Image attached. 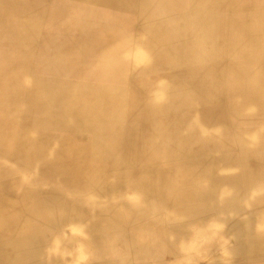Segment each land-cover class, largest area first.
I'll return each instance as SVG.
<instances>
[{"label":"rangeland","instance_id":"1","mask_svg":"<svg viewBox=\"0 0 264 264\" xmlns=\"http://www.w3.org/2000/svg\"><path fill=\"white\" fill-rule=\"evenodd\" d=\"M164 3L147 7L145 11L150 13L137 11L118 22V34L132 39L126 56L115 55L116 48L125 47L115 24L104 30L102 23L88 24L85 30L66 29L63 34L53 27L55 34H48L46 8L40 24L22 30L27 31L26 39L9 38L8 28L3 27L0 70H21L24 83L32 90L34 118L23 120L21 128L31 125L45 130L48 125L51 131L68 133L73 125L97 124L105 131L98 141L113 142L99 157L113 156L118 163L126 155L129 139L146 144L150 131L168 125L182 129L199 115L198 136L222 141V145L204 156L208 165L196 154L172 169L182 167L177 175L181 185L190 184L193 173H208L209 191L185 204H175L172 196L166 195V207L158 218L154 197H143L141 190L123 181L112 187L102 178L98 191L86 192L85 181L78 175L82 169L77 173L67 164L47 163L52 151L46 146L47 137L38 153L22 158L26 163L21 169L13 161H4L8 167L0 173V264H264L260 246L264 241V0ZM31 5L27 10L35 11L38 3ZM78 5L74 8H84ZM6 10L2 2L0 11ZM102 15L115 16L110 11ZM77 35L81 38L75 39ZM50 42L68 49L67 58L75 62L70 70L37 68L39 54ZM139 45L147 52H138ZM106 56L122 59L124 71L109 78L93 67L92 62ZM151 88L167 92V104L152 111L155 114L128 103L135 91L145 93ZM115 125L120 128L117 132ZM190 157L193 159H187ZM196 162H202L204 169H197ZM67 171L70 177L65 175ZM109 172H115L117 180L128 174L118 166ZM155 188L158 195L163 194L161 185ZM102 205L107 210L94 215V207L101 209ZM126 207L136 212L127 218L115 217L113 223L109 220L107 213ZM142 234L153 239V248H134L130 235L136 238Z\"/></svg>","mask_w":264,"mask_h":264},{"label":"bare ground","instance_id":"2","mask_svg":"<svg viewBox=\"0 0 264 264\" xmlns=\"http://www.w3.org/2000/svg\"><path fill=\"white\" fill-rule=\"evenodd\" d=\"M91 1L97 2V0H85V2H86V4H85V2H81V0H12L11 1L12 3H11L10 1L5 2L4 0H0V5L3 2V5L7 6L6 11H0V37L4 35V31H2L3 27H6V28H8L9 32L11 33V35H10V33L7 31L9 38H14L16 40H20V38L26 39L27 38L26 37L27 31H22V30H25L26 29L25 27H32L33 25L40 24L42 22L41 19H42V16L44 14L43 12L46 8H48V13H47L48 16L46 15V17H45L46 19L44 22L47 25V31L49 29L48 34H55V31H51L53 27H59V28H57V32L63 34L66 32V29H73L72 32H75V31L80 32L84 29L83 27H86L88 24H94V26H97V25H101V23H102L101 27H103V28H101V29H103V30L109 24H111L110 26L115 24V32H117L118 38L125 41V47H127V49H126L125 47L123 48V47L119 46V48L115 49V51H116L115 55H117V56L118 55L119 56L128 55V53L130 52V49H128V47H129V44L132 43V39H131L130 35H127V34L124 35L122 33L118 34L119 30H118V26H116V25H118V22L123 20V18L129 14L127 12L130 11V9H129L130 6L125 5L123 3H120L119 4L120 7L115 9V13H114L115 16L105 18L102 15V13H104L105 11H110V12L113 11L110 8H108V6L106 5L108 3L105 0H99V2H101V1L104 2V4L103 5H95V4H91ZM123 2L124 3L129 2V4H131V0H124ZM35 3H38L36 10L35 11H28L26 6L31 5V4L33 5ZM161 3H164V0L142 1L139 8L136 7V10L142 12L143 14H145V12L150 13L149 11H145V10H147L146 9L147 7H148V9H151L154 6H161ZM11 4H14V6H13L14 9L10 8ZM78 4L84 5V8L81 10L75 9L74 7ZM86 7H88V8H86ZM31 8H33V7H31ZM38 28H40V27H38ZM74 29H76V30L74 31ZM137 30H139V29H137ZM84 33L85 32L83 31V34ZM83 34H81V37ZM39 36H41V33H39ZM48 36H50V35H48ZM32 37H35V33L32 35ZM81 37H79L77 35V36H75V39L76 38L80 39ZM82 38H85V36ZM140 44L142 45L141 41H140ZM141 45H139V47H138V52H139V50L143 51L142 49H140ZM145 49H146V47H145ZM67 50L68 49L62 48L61 46L56 45L54 42L48 43L46 45V48L43 49L39 54L40 56L38 57L37 68L41 71L46 70L49 72L53 71L55 68H60L61 70H64V71L70 70V68H72L71 66H74L75 62H73V61L71 62L70 59L67 58L68 57L67 56L68 55ZM143 52H147V51L144 50ZM9 54L12 55V54H15V52H9ZM2 55L6 56L7 54H2ZM86 55H89V54H86ZM117 56L115 57L116 59L112 58V57L110 58V56H106V58L92 62L93 64L92 63H88V64H92L93 67H96V69L103 71L107 77L114 78L115 75L117 74V72L124 71L123 70L124 68L120 67L121 62H119L122 59H120L118 61ZM161 74H164V73H161ZM24 79H25L24 73L21 70H16L15 68H14V70H11V69H6L4 71L0 70V173L3 172L8 167V165L7 166L5 165L4 161H13L15 163L16 167L18 169H21L22 166H24V164L26 163L22 158H27L30 153H38L39 152L38 150L41 149L40 147L45 145V143H44L45 139H47V137H49L50 140H49V138L47 139L48 141L46 143V146L52 151L50 153V160H48L47 163L53 164V165L67 164L71 171L73 169H75V171L77 173H79V171L82 169L80 171L82 176H81V174H78V175L85 181L86 192H91L92 190L98 191V189L102 185V178H104V181L106 182L107 185L112 186V187L117 186L118 185V184H116L117 182L120 183L121 181H123V183H125L127 186L133 185L131 187H133V188L135 187L136 189L141 190V194L143 195V197L148 198L149 195H152L154 197V200H153L154 207L153 208L155 210V213H157L158 218H161V216L163 215V210L166 207V201H165L166 195H171L173 198L172 202L175 204L176 203L185 204L186 202H192V201L195 202L202 195H204V193L206 194L209 191V189H210L209 187L211 184L209 183L210 175L208 173H204V172L193 173L192 176L194 178H193L192 182L188 185H181L179 183L180 175H179L178 179H177V175L181 171L180 168H182V167L179 166L178 167L179 169H177V170H176V168H175V170L172 169V167L178 165L177 162H179L180 160L183 161L184 158L187 156H193V155L198 154V155H200L199 157L201 158V157L207 156L206 154L210 150L218 149L222 145V141H218V140L214 141V140L208 138L207 136L206 137L204 136L202 139V137L198 136L199 131L201 129L200 126H197V125H201L200 124L201 118L199 115L198 116L196 115L197 118L194 117L193 121H190L187 125L182 126V129H180L177 125H174V126L168 125L165 127H158L154 131H150L149 137L146 138V141H147L146 144L145 143H136V142L129 139L126 155L118 163L115 161V158L113 156L104 157V158L99 157L98 153L101 152L102 149H104V150L110 149L113 142L108 141V140H104V142H101V140L98 141V139H99L98 135L104 134L105 131L103 130L104 127L99 126L97 124H91L90 123V124H87V126H81V127L73 125L70 128V131L68 133H58L57 131H55V132L51 131L53 128L51 126H48V125L44 126L45 130H43V128H39V129L37 128L35 130L33 128H30V127H32L31 125H29L26 129L21 128L20 124L23 122V120L25 122H27V121L29 122L30 119L34 118L33 107H34V101L35 100H34L33 93H32L30 86H28V84L24 83ZM118 92L120 93L119 89H118ZM135 92H134V94L131 95L130 100H128V103L130 105H133V106L135 105V106H139L140 108H145V110H148L149 114H151V115L154 113V112L152 113V111H154L155 109H160V107L165 106L167 104V101H168V100H164V98L166 97V93H167L165 88H158V89L151 88L148 90V92H145V93H141V92L135 93ZM132 96L134 97L133 99H131ZM71 108H73V107L70 106V109ZM151 115H149V116H151ZM48 118H49V116H46L47 120H48ZM72 123H74V121H72ZM115 126H116L115 132L119 131V129H120V128L118 129L119 125H115ZM47 128H49V130H47ZM46 130L49 132H47ZM108 135H109V133H108ZM131 136H133L134 140H136L138 138L137 136L134 135L133 132H131ZM50 141H52L54 143H51ZM52 144H55V145H52ZM114 149H115V146L110 150V153H112V155H115ZM191 158L192 157L187 158V159H191ZM204 158L206 159V157H204ZM205 159H201L200 161H202L204 163L203 160H205ZM202 162H196V163H199L198 165H196L197 169H199V170L204 169L205 166L201 164ZM207 163H208V160L204 164H207ZM211 163H212V160H211ZM226 165H228V164L226 163ZM115 166H118L122 169H127L128 174L119 175L118 179H120V180L115 179V172H113V173L111 172L112 175H109L110 174L109 170L111 168L115 169ZM163 166H167V167H163ZM136 168H141V169H138L135 171ZM149 168H152V171L147 170ZM164 168H166V169H164ZM133 169H134V171H133ZM209 173H211V171ZM70 174H71V172H69V171H67L65 173V175H67L69 177H70ZM175 174H176V177H175ZM75 175H76V173L73 174V172H72V176H74V178H75ZM182 175H184V174L182 173ZM22 177H24V176H22ZM187 177H185V178L187 179ZM29 181H30V179H29ZM12 182H14V180ZM179 184L181 185L180 187H178ZM107 185H104V186H107ZM160 185H161L163 194L158 195L156 193L155 187L158 188ZM9 189H10V187H9ZM100 191L101 190H99V192ZM110 192H113V191L110 190ZM97 194H98V192H97ZM105 194H107V193H105ZM237 194H238V192H237ZM56 195H58V194H56ZM114 195H115V191H114ZM210 195H211V193H210ZM231 198H233V197H231ZM1 202H2V199H1ZM26 202H27V200H26ZM240 202H242V201H240ZM242 207H243V205H242ZM27 208H29V207H27ZM27 208H26V210H27ZM219 208H221V206ZM24 210H25V208H24ZM101 210H107L106 205H102L101 209L98 206L94 207L93 214L99 215ZM134 210H135V208H129L128 209L127 207L123 208V209H119V210H111V212L107 213V216L109 217V220L113 223V222H115V217H122V218L131 217L136 212ZM238 210H240V209H238ZM1 211H2V209H1ZM74 211H76V210H74ZM240 213H239V216H240ZM38 214H39V212H38ZM63 215H64V213H63ZM0 216H1V214H0ZM68 217H69V215H68ZM6 218H8V217H6ZM216 218H217V215H216ZM9 220H11V219L9 218ZM237 220H239V219H237ZM240 221L242 222L241 219H240ZM252 223H250V224H252ZM48 224H50V223H48ZM69 225H72V224H69ZM31 226H28V227H31ZM19 228H20V226H19ZM62 228L63 227H61V229ZM43 231H45V230H43ZM48 232H49V230H48ZM163 232H165V231H163ZM253 232L255 233V231H253ZM44 234H46V233H44ZM165 234H166V232H165ZM51 235H52V233H51ZM128 235H129V233H128ZM129 238H131V240H132L131 244L134 246V248L136 250L143 249V247H150V248L154 247V246L152 247L153 239L149 235L144 236L142 234L141 236L139 235L136 238L133 235H130ZM120 239H119V241H120ZM84 240H87V239H84ZM60 241H62V240H60ZM154 242H155V240H154ZM48 245H50V244H48ZM157 246H159V245H157ZM260 246H262L264 249V241L261 242ZM158 248H160V247H158ZM113 249H114V247H113ZM236 249H238V248H236ZM244 249H246V248H244ZM78 252H79V250H78ZM83 252H80V253H83ZM209 253H210V251H209ZM262 253H264V250L262 251ZM143 254H145V253H143ZM233 254H234V252H233ZM75 255H77V254H75ZM148 255H147V257H148ZM78 260H79V258H78ZM68 264H70V263H68Z\"/></svg>","mask_w":264,"mask_h":264},{"label":"crops","instance_id":"3","mask_svg":"<svg viewBox=\"0 0 264 264\" xmlns=\"http://www.w3.org/2000/svg\"><path fill=\"white\" fill-rule=\"evenodd\" d=\"M108 4H106L108 6V8H110L111 12L115 13V9L120 7L119 4L123 3L125 5H129L130 6V11H128L127 13L129 14H135L137 12L136 7L139 8V6L141 5V2L139 0H131V4H129V2L124 3V0H105ZM81 2H85V0H81ZM102 2V1H101ZM99 2V0H97V2L95 1H91V4H95V5H103L104 2ZM86 4V2H85Z\"/></svg>","mask_w":264,"mask_h":264}]
</instances>
